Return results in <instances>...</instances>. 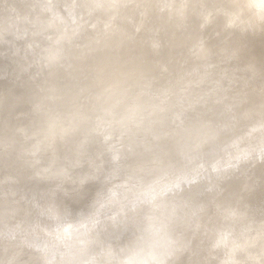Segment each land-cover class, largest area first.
I'll return each instance as SVG.
<instances>
[{
  "label": "rangeland",
  "instance_id": "rangeland-1",
  "mask_svg": "<svg viewBox=\"0 0 264 264\" xmlns=\"http://www.w3.org/2000/svg\"><path fill=\"white\" fill-rule=\"evenodd\" d=\"M0 10L7 16H0V31L8 27L18 31V39L31 37L32 49L41 41L47 24L64 37L73 31L68 42L57 40L55 61L37 70L41 84L47 76L66 86L82 79L89 84L96 72L120 75L123 86L165 91L169 103L192 104L191 117L203 113L207 118L220 112L203 130L209 135L215 126H221L219 138L207 137L194 155L187 152L196 162L210 155L212 145L215 158L224 159L231 142L229 152L250 154L249 163L231 173L233 180L214 199V207L196 217L192 230L169 238L164 258L146 264H264V162L252 163L264 156V0H0ZM31 28L41 32L35 35ZM1 32L0 36L5 33ZM241 48L253 56L241 61L234 54ZM252 59L261 65L248 76L249 84L239 86L247 60ZM33 64V58L25 67L14 63L16 86H28ZM27 135L26 141L30 140ZM9 178L0 174V204L11 200L12 208L26 206L34 183ZM16 185L19 191L10 194L7 188ZM193 201L203 205L205 198ZM23 209L11 213L12 225L0 222V264H25L22 257L33 253L43 255L28 264H41L49 253L52 264L56 260L59 264L71 251L82 254L73 264H138L151 254L156 257L162 249L160 241L152 245L141 241L132 248L127 242L89 243L88 232L71 221L46 227L44 232L37 230L32 236L28 221L19 218Z\"/></svg>",
  "mask_w": 264,
  "mask_h": 264
},
{
  "label": "water",
  "instance_id": "water-1",
  "mask_svg": "<svg viewBox=\"0 0 264 264\" xmlns=\"http://www.w3.org/2000/svg\"><path fill=\"white\" fill-rule=\"evenodd\" d=\"M47 25L33 49L30 37L18 39L10 28L5 36H0V174L15 178L16 182L34 183L24 204H30V209L12 208L11 200L0 204V222L12 225L11 213L24 208L19 218L28 221L27 231L32 236L37 230L44 232L46 227L71 221L74 227L90 234L89 243L127 242L131 248L141 241L150 245L155 241L170 244L172 235L180 237L192 230L200 214L193 210L194 218L184 216L186 202L202 196V203L211 205L232 182L231 173L249 163V159L242 153L234 160L230 157L236 152L229 149L226 157L218 160L212 152L213 145L202 162L187 157L188 151L194 155L207 137L215 136L217 126L209 135L203 130L219 115L203 118L201 113L191 117L188 111L194 106L179 110L183 102H167L165 91L126 87L121 84L120 75L114 77V73L103 71L96 72L89 84L82 79L60 86L50 82L51 76L41 84L37 70L55 61L57 40L68 42V35L73 33L66 32L64 37L53 30V25ZM12 58L19 68L33 58L28 86H16ZM35 80L39 82L36 85ZM118 93L122 95L111 100L110 95ZM160 102L170 110L156 107ZM25 134H29L30 140H24ZM192 165L195 166L191 169ZM191 171L195 172L192 176ZM176 174L179 180L174 181ZM162 182L170 185L159 187ZM18 187L7 189L13 195ZM137 188L143 189L139 196L130 193L122 197L126 189ZM110 192L116 197L113 201ZM97 198L101 200L97 202ZM56 208L60 212L52 216ZM7 237L13 240V236Z\"/></svg>",
  "mask_w": 264,
  "mask_h": 264
},
{
  "label": "bare ground",
  "instance_id": "bare-ground-1",
  "mask_svg": "<svg viewBox=\"0 0 264 264\" xmlns=\"http://www.w3.org/2000/svg\"><path fill=\"white\" fill-rule=\"evenodd\" d=\"M259 2H261V0H259ZM3 3V2H2ZM176 3V2H175ZM2 8V7H1ZM86 8V7H85ZM3 9V8H2ZM88 10V9H87ZM1 11V10H0ZM4 11V10H3ZM3 11H1V12H3ZM0 12V16H2V14H4V12L3 13H1ZM6 12V11H5ZM8 13V11L6 12V14ZM8 15H10V14H8ZM4 16V15H3ZM3 16L1 17L2 19H3ZM11 16V15H10ZM13 16H15V15H13ZM4 17H7V16H4ZM9 17V16H8ZM11 18H12V16H11ZM10 18V19H11ZM13 19V18H12ZM7 19H4V23H7V21H6ZM127 20V19H126ZM6 21V22H5ZM92 21V20H91ZM0 22H1V20H0ZM8 22H10V21H8ZM114 22H116V21H114ZM2 23V22H1ZM12 23V22H11ZM28 23V22H27ZM10 24V23H9ZM8 23H7V25H9ZM2 26V25H1ZM4 26V25H3ZM2 26V27H3ZM34 25L32 24V27H33ZM121 26V25H120ZM1 27V28H2ZM17 27H18V25H17ZM25 27V26H24ZM30 27H31V24H30ZM6 28H8V27H6ZM5 28V29H6ZM21 29L23 28V27H20ZM27 28H29V27H27ZM36 28V27H35ZM2 29H4V27L2 28ZM2 29H1V31H2ZM4 29V30H5ZM12 29V28H11ZM10 29V30H11ZM31 29H34V28H31ZM30 29V30H31ZM38 29V28H37ZM3 30V31H4ZM14 30V29H13ZM23 30V29H22ZM24 30H26V29H24ZM28 30V29H27ZM0 31V32H1ZM6 31H9V30H7L6 29ZM6 31H4V32H6ZM15 31V30H14ZM14 31H12L11 30V33L12 32H14ZM33 31H35L34 32V34L35 35H37L36 34V32H38V30L36 31L35 29L33 30ZM4 32H1L2 34L4 33ZM16 32V31H15ZM39 32H41L40 31V29H39ZM38 32V33H39ZM26 33V32H25ZM24 33V34H25ZM16 34L18 35V31L16 32ZM28 34H29V31H28ZM128 34H130V33H128ZM25 35H27V33L25 34ZM25 35H22V37L23 36H25ZM33 35V34H32ZM34 35V36H35ZM1 36H3V35H1ZM33 36V37H34ZM38 36H39V34H38ZM41 37H42V35H40ZM72 36V35H71ZM26 37V36H25ZM24 37V38H25ZM28 37V36H27ZM18 38V37H17ZM21 37H19V39H20ZM31 38V37H30ZM40 38V37H39ZM72 38V37H71ZM34 39H36V38H34ZM32 43V42H31ZM112 43V42H111ZM131 43V42H130ZM10 44V43H9ZM13 44H15L14 42H13ZM13 46V45H12ZM130 46V45H129ZM131 47H132V45H131ZM109 52V51H108ZM235 56L236 57H240L239 59L242 61L243 59H245V57H247V56H253V53H251L250 54V52H248V51H244L242 48H241V50H237V51H235ZM15 59L13 58V59H11V61H14ZM248 61V67L246 68V74H245V76H243L242 78H240V80H241V82H240V85L239 86H244V84H249L250 83V78L248 77L250 74H251V72H254L255 71V68L257 67V65L258 66H260L261 65V63L260 64H258V62H256V61H254L253 59L252 60H247ZM243 62H244V60H243ZM14 63H15V61H14ZM16 64V63H15ZM50 82H52V81H54V79H53V77H50ZM155 81V80H154ZM225 82V81H224ZM127 87V86H126ZM151 90V89H150ZM120 95H122V94H120V93H118V94H113V95H110V98H111V100H113L114 101V99L116 98V97H119ZM136 95L137 96H139L140 95V93L139 92H136ZM124 97V96H123ZM179 99H180V97H179ZM254 98H252L250 101L251 102H253L254 100H253ZM115 101H117V100H115ZM157 105H156V107H161V108H165V109H167V110H170L169 109V107L167 108L166 107V103H163V102H160V103H156ZM181 104H184V103H181ZM183 106H185V105H182V106H180V107H178V109L179 110H183ZM173 109H177V108H175V106L173 107ZM178 110H176V112H177ZM220 114V112L218 111V115ZM176 116H178V113H176ZM217 128H218V130H217V132H216V134H215V136H217V139L219 138V135L220 134H222L221 133V130L222 129H220L218 126H217ZM27 135V134H26ZM28 136V135H27ZM112 142V141H111ZM110 143V142H109ZM183 145H187V144H185L184 142L182 143ZM111 148L112 147H114L113 145H111L110 146ZM227 148L228 149H231V148H229V146H227ZM235 149V148H234ZM187 150V149H186ZM246 155H244L246 158H249V155L250 154H247V153H245ZM239 154H237V153H235V154H233V155H231V157L230 158H233L234 160H236L238 157ZM187 157H189L188 155H187ZM263 157L264 156H259V157H256L255 158V160H257V159H259V158H261V162H264V159H263ZM189 158H193V157H191V155H190V157ZM232 159V160H233ZM190 160V159H189ZM255 162V161H254ZM253 163V162H252ZM187 164H189V163H187ZM195 165H196V163H195ZM195 165H192L191 166V169H192V167H194ZM204 169V168H203ZM202 169V170H203ZM206 170V169H205ZM198 170H196L195 172H197ZM194 171H191V176L195 173ZM188 174V173H187ZM209 176V175H208ZM177 180H179V176H178V174H176L175 175V180L174 181H177ZM124 185L126 184L127 185V182H124L123 183ZM131 184H133V183H131ZM168 185H170V183H168V182H162L161 183V185L159 186V187H162V186H168ZM128 186H131V185H128ZM89 189V191H91V188H88ZM140 192H143V189L142 188H137V189H133L132 191H130V189L129 190H125V191H123L122 192V197L124 196H126L127 195V197L129 196L128 194H130L131 193V195H137V196H139L138 194L140 193ZM261 192H262V196L264 195V186H262V188H261ZM110 194V196H111V194H112V199H111V201H113V196H114V198H116L115 197V195H114V193L113 192H110L109 193ZM141 197H143V195H141ZM221 197V196H220ZM119 198V197H118ZM130 198H134V197H130ZM263 198H264V196H263ZM97 200V202L98 201H100L101 200V198H97L96 199ZM108 203V202H107ZM187 204L186 205H184L183 206V210H184V216H186L187 214L190 216H193V210H195V211H198V212H200V214L202 213H204L205 211H207V209L206 208H209V205L207 206V205H200L199 203H197V202H195V201H193V200H191V202H186ZM216 202H212V205L210 206V209H212L213 207H214V204H215ZM175 205H178V203L177 204H175ZM175 205H174V208L173 209H175ZM180 205V204H179ZM189 208V211H187V209ZM5 209H3V210H1V211H4ZM60 210V209H59ZM59 210H57V208L54 210V212L52 213V216H55L58 212H60ZM6 211V210H5ZM56 211V212H55ZM170 212H171V210H170ZM88 214H90V215H92L93 213H91L90 211L88 212ZM179 214V213H178ZM13 218V217H12ZM193 218H194V216H193ZM175 220H178V219H181V218H174ZM186 223V222H185ZM62 224H64V225H68L66 222L65 223H62ZM63 225V226H64ZM19 226V225H18ZM62 226V227H63ZM20 227V226H19ZM58 227V226H57ZM61 227V226H60ZM57 230V229H56ZM49 234V233H48ZM89 236H90V234L89 235H87L86 236V238L88 239L89 238ZM85 238V239H86ZM76 242V241H75ZM169 243L168 242H166V243H164V244H162V249L160 250V252H159V254H157L156 252V257L154 256V255H149V256H147V257H145L144 258V260H142L140 263H138V264H146V263H152V261H154V260H157V259H162V258H164L165 257V253L167 254V249H168V246H166V245H168ZM74 253H76L75 251H71V252H69V253H66L64 256V258H62V260H60V263L59 264H73L74 262H75V260H76V255L74 254ZM78 253H80V252H78ZM81 254V253H80ZM43 254H40V253H33V254H30V255H26V256H23L22 257V259H24V262H25V264H28L29 263V261H33L35 258H36V256H42ZM172 256L173 254H169V256ZM72 260V261H71ZM52 261H53V259H52V255H50V253L49 254H47V256L43 259H41V264H52ZM57 261L58 260H56V261H54V263L53 264H58L57 263Z\"/></svg>",
  "mask_w": 264,
  "mask_h": 264
}]
</instances>
